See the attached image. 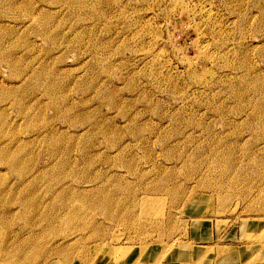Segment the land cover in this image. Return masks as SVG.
Returning a JSON list of instances; mask_svg holds the SVG:
<instances>
[{
    "label": "rangeland",
    "instance_id": "obj_1",
    "mask_svg": "<svg viewBox=\"0 0 264 264\" xmlns=\"http://www.w3.org/2000/svg\"><path fill=\"white\" fill-rule=\"evenodd\" d=\"M4 1L0 257L264 264V0Z\"/></svg>",
    "mask_w": 264,
    "mask_h": 264
},
{
    "label": "bare ground",
    "instance_id": "obj_2",
    "mask_svg": "<svg viewBox=\"0 0 264 264\" xmlns=\"http://www.w3.org/2000/svg\"><path fill=\"white\" fill-rule=\"evenodd\" d=\"M4 1V0H3ZM8 1V0H7ZM6 1V2H7ZM16 0H12L9 4H8V6H11V8L12 7H14L15 9H20V8H22L23 10H29V5H26V3H23V5H21V6H19L18 5V3H16L15 2ZM5 2V1H4ZM69 2L73 5V9H75V10H81L83 7H86V6H88V4L84 1V0H69ZM183 4V3H182ZM203 4V3H202ZM2 5V4H1ZM185 5H186V3H185ZM206 5V4H205ZM5 6V5H4ZM195 6V5H194ZM198 7V6H197ZM203 7V6H202ZM196 8V7H195ZM5 9V8H4ZM187 9H188V6H187ZM13 10V9H12ZM193 10L195 11V9L193 8ZM201 10H202V8H201ZM204 10H206V8L204 9ZM204 10H202V12H204ZM185 11H187L186 9H185ZM190 11V10H189ZM193 11V12H194ZM197 11V10H196ZM199 11H200V9H199ZM198 11V12H199ZM192 12V13H193ZM186 13H188V12H186ZM207 13V12H206ZM208 13H211V12H208ZM207 13V14H208ZM188 15V14H187ZM207 16H209V14L207 15ZM188 17V16H187ZM210 17V19H211V17H212V15L211 16H209ZM28 22H31V23H33V22H36L37 21V19L35 18V17H32V16H30L29 17V14H25V17H24ZM23 18V19H24ZM205 19V18H204ZM207 21L209 20L208 18L206 19ZM42 22H40V20L39 21H37V23H39L41 26H43L44 28H45V26L47 25V22H46V20H41ZM209 22V21H208ZM76 36V35H75ZM75 36H73V37H75ZM136 37V36H135ZM77 39H78V37H76ZM75 39V38H74ZM73 39H71V42H73L72 41ZM198 48H200V50H199V52H200V55H202V56H204V58H206V59H209L210 60V56H207V54H206V52H207V47H206V45H201V46H199V47H197V49ZM198 51V50H197ZM145 53H148V51L147 52H145ZM199 54V53H198ZM146 55V54H145ZM203 58V57H202ZM15 60V59H14ZM14 60H12V57H10V58H6V63L8 64V65H10V66H12L13 68H14ZM205 61V60H204ZM190 66V65H189ZM243 67V66H242ZM250 77V76H249ZM256 77V76H255ZM202 79H204V78H202V77H198V80H202ZM257 79V78H256ZM259 81V80H258ZM256 82V81H255ZM260 82V81H259ZM59 83V82H58ZM251 83V82H250ZM202 84H205V83H202ZM253 84V83H252ZM251 84V85H252ZM255 84V83H254ZM59 85H60V83H59ZM207 85V84H206ZM256 85V84H255ZM257 85H259V83L257 84ZM256 87V86H255ZM258 87V86H257ZM261 87V86H260ZM260 87H259V89H260ZM239 94H240V92H239ZM238 97V96H237ZM240 98V97H239ZM264 98V97H263ZM264 101V100H263ZM259 102H261V101H259ZM255 103V102H254ZM261 110V109H260ZM260 110L258 109L256 112H260ZM262 113V112H261ZM264 113V112H263ZM262 113V114H263ZM257 114V113H256ZM261 115V114H260ZM260 115H257V119L258 120H260L261 118H260ZM261 117H262V115H261ZM79 183V182H78ZM70 184H72V182H70ZM87 185H88V183H87ZM70 186H72V185H70ZM77 186V185H76ZM90 186V185H89ZM94 186V184L91 186V188L90 189H88V190H85V191H87L88 193L91 191V194H94V192H98L99 191V189L98 188H96L95 186ZM66 187V186H65ZM71 188V187H70ZM76 188V187H75ZM84 191V192H85ZM81 192H82V190H81ZM93 192V193H92ZM84 195V194H83ZM112 202H114V201H112ZM111 202V203H112ZM110 206H111V204H110ZM16 244V243H15ZM17 246H18V244H16ZM15 247V249H16V246H14ZM1 248V247H0ZM18 248H19V246H18ZM14 249V248H13ZM18 249H16L15 251H17ZM1 251V250H0ZM10 251V250H9ZM127 251H129V248H128V250ZM16 253V252H15ZM12 256V255H11ZM17 260V259H16ZM0 264H15V260L14 259H12V258H10L9 256H7L6 255V257H4L3 259L0 257Z\"/></svg>",
    "mask_w": 264,
    "mask_h": 264
}]
</instances>
